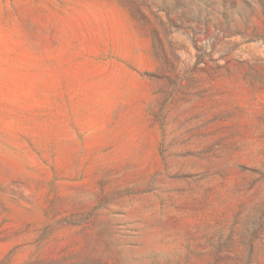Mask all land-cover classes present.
<instances>
[{"label": "rangeland", "instance_id": "1", "mask_svg": "<svg viewBox=\"0 0 264 264\" xmlns=\"http://www.w3.org/2000/svg\"><path fill=\"white\" fill-rule=\"evenodd\" d=\"M0 264H264V0H0Z\"/></svg>", "mask_w": 264, "mask_h": 264}]
</instances>
